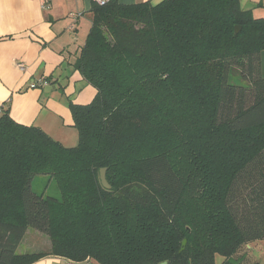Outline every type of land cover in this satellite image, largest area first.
<instances>
[{"label":"trees","instance_id":"1","mask_svg":"<svg viewBox=\"0 0 264 264\" xmlns=\"http://www.w3.org/2000/svg\"><path fill=\"white\" fill-rule=\"evenodd\" d=\"M90 11L73 67L96 92L69 100L77 144L0 108V264H244L264 239V17L239 0ZM38 174L59 198L32 191ZM29 228L49 251L17 252Z\"/></svg>","mask_w":264,"mask_h":264},{"label":"crops","instance_id":"2","mask_svg":"<svg viewBox=\"0 0 264 264\" xmlns=\"http://www.w3.org/2000/svg\"><path fill=\"white\" fill-rule=\"evenodd\" d=\"M118 1L130 4L147 0ZM239 1L241 7L250 10L255 17H264V0ZM93 3L96 2L0 0V108L3 109L4 104L9 102V113L17 122L36 125L48 133V129L54 130V120L60 117L65 125L74 127L67 105H55L50 94L58 87H64V84L67 86L70 81L78 82L80 92L74 98L67 96L69 100L79 104L88 103L78 100L84 88L87 89V96L93 99L95 88L73 67L91 26L90 9ZM19 63L23 64L22 68L18 66ZM41 78H49L50 83L44 87L29 86L32 81ZM40 116L42 118L38 120ZM48 134L62 144L69 141L66 139L68 136L63 134ZM73 142L66 146L77 144ZM248 257L244 264H264V239L251 245ZM241 261L242 258H236L233 262ZM221 263V258L216 259L215 264ZM32 264L85 262L49 254Z\"/></svg>","mask_w":264,"mask_h":264},{"label":"rangeland","instance_id":"3","mask_svg":"<svg viewBox=\"0 0 264 264\" xmlns=\"http://www.w3.org/2000/svg\"><path fill=\"white\" fill-rule=\"evenodd\" d=\"M239 74L232 73L230 75L231 82H240ZM91 86V85H90ZM80 90L78 87V82L70 81V84L66 86H60L56 89V91L50 92L51 100L54 101V104L57 105L58 103L66 104L69 108V99L68 97L74 98L78 96ZM69 94V95H68ZM68 96V97H67ZM92 97L89 95L87 96V89L84 88L81 91V95L79 96L78 100L89 102L91 101ZM70 111V108H69ZM71 112V111H70ZM42 116L38 118L40 120ZM72 118V115H71ZM73 120V119H72ZM54 130L48 129L50 134L56 135V133L63 134L67 140L65 145L76 144L78 142V132L75 127L67 126L63 123V120L59 117L54 120ZM59 136V135H56ZM65 138V137H64ZM74 138V140H71ZM31 189L34 193L43 196H50L54 198L60 197L59 189L55 183V180L52 179L48 175H35L31 181ZM51 242L48 236L44 233L36 231L34 229H28L25 236L23 237L20 245L18 246L17 252L19 253H29V252H47L51 248ZM220 256H217L219 258Z\"/></svg>","mask_w":264,"mask_h":264},{"label":"built area","instance_id":"4","mask_svg":"<svg viewBox=\"0 0 264 264\" xmlns=\"http://www.w3.org/2000/svg\"><path fill=\"white\" fill-rule=\"evenodd\" d=\"M94 1L99 5H103V4L107 3L109 0H94ZM43 7H47V5H43ZM18 66L22 68L23 64L19 63ZM48 84H49V82L46 78H41V79H38L36 81H32L29 86L31 88H35V87H44Z\"/></svg>","mask_w":264,"mask_h":264},{"label":"water","instance_id":"5","mask_svg":"<svg viewBox=\"0 0 264 264\" xmlns=\"http://www.w3.org/2000/svg\"><path fill=\"white\" fill-rule=\"evenodd\" d=\"M239 30V26H237L235 28V31L237 32ZM105 171L106 169L105 168H101L100 171H99V181H100V184L102 185L103 188H106V189H109L110 188V185L109 183L107 182L106 180V176H105ZM185 240L182 242V245H185ZM159 264H167L166 261H163V262H160Z\"/></svg>","mask_w":264,"mask_h":264}]
</instances>
